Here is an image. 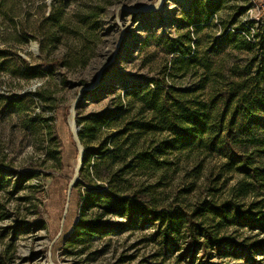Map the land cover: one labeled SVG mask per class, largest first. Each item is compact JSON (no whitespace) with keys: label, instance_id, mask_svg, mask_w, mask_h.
<instances>
[{"label":"rangeland","instance_id":"rangeland-1","mask_svg":"<svg viewBox=\"0 0 264 264\" xmlns=\"http://www.w3.org/2000/svg\"><path fill=\"white\" fill-rule=\"evenodd\" d=\"M195 2L0 0V105L17 101L0 115V167L7 170L0 171V264H198L201 250L191 261L180 257L186 224L165 248L150 217L179 210L226 240L212 251L215 261L253 264L229 240L247 244L264 234L205 209L207 201L232 202L254 220L264 212V173L252 187L223 154L202 144L171 145L177 135L148 107L150 98L170 92L201 114L255 63L250 33L262 26L249 21L263 15L264 0H226L199 23ZM180 37L192 45L189 54L173 52L171 40ZM135 84L142 93L127 95ZM253 165L263 169L264 154ZM17 171L29 177L21 180ZM245 185L249 191L241 192ZM99 190L145 211L131 222L127 212L99 207L96 196L88 203ZM80 213L119 225L72 241Z\"/></svg>","mask_w":264,"mask_h":264},{"label":"trees","instance_id":"trees-1","mask_svg":"<svg viewBox=\"0 0 264 264\" xmlns=\"http://www.w3.org/2000/svg\"><path fill=\"white\" fill-rule=\"evenodd\" d=\"M224 3H226V0H197L195 2V5H197L195 15L197 16L194 18L193 23L209 19V16L218 13L223 8ZM204 4L206 5L203 6ZM250 22L261 23L260 26H262V32H259L260 29H258V33H255L256 30H253L254 33H250L257 49L253 59L255 63L247 68L242 78L231 82L226 91H222L219 95L213 97L211 105L205 104L203 108L199 109H205L204 112L200 114L193 106L183 104L178 96L170 92L163 99H161V96L150 98L148 107L151 109L157 108L160 115H162L161 123L177 135L178 138L171 145L174 146L176 143V146L181 144L183 146L199 147V144H202L200 146L217 151L227 157L230 164L237 165L242 173L253 179L248 185L255 187L261 185L258 181L260 175L264 173V168H255L253 165L254 156L264 154V16L252 19ZM246 24L248 26V23ZM180 25L184 26L185 22ZM248 31L250 32L249 29ZM190 37L189 34L188 38ZM170 44L173 46V52L179 51L183 55L192 52V45L185 46L183 37L171 40ZM2 53L0 50V55ZM54 63L57 64L58 61L55 60ZM137 86V84L130 86L132 89L126 87L127 95H140L142 89L137 88ZM172 100L175 104L172 103ZM174 105L178 107L173 109ZM16 107L17 101L15 99L5 98L0 105V115L5 116ZM80 137L83 139L84 133H81ZM250 145H253L252 150H249ZM60 162L63 169V156ZM0 171L7 170L0 167ZM15 173L21 180L29 177V174L24 172L17 171ZM240 191L245 192L249 189L245 185L241 186ZM92 193L88 196V203L91 201L90 196H96L98 201L101 202L99 207L111 213L127 212L131 222L135 220L136 214H142L145 211L137 203L130 204L129 197H110L111 194L104 193L103 190ZM103 196H107V200H103ZM83 202L84 198L81 194V207ZM206 206L205 211H211L224 220L231 219L232 223L238 225H249L251 229L260 231L258 235L264 234V212L253 214L256 216L253 220L238 210L232 202L218 206L211 201H207ZM181 211H175L174 213L171 211H154L150 214L154 221L159 222L157 236L161 235L163 246L166 248L168 244L175 243L173 232L176 231L177 225L184 223L186 224V245L180 252L181 259L187 261L196 259L201 250L202 254L198 264H222L212 258V251L214 249L215 251H221V245L226 240H223V237L220 238L210 227L195 222L190 214L184 211L180 213ZM180 217L181 221L179 220ZM118 225L119 222H104L98 219L86 221L80 213L69 236L72 241H76L82 235L96 236L108 229H115ZM229 243L234 245L232 251L235 254L244 253L248 255L253 264H264V239L251 243L247 242V244L235 243L231 240H229ZM255 253H257L256 258L254 257Z\"/></svg>","mask_w":264,"mask_h":264},{"label":"water","instance_id":"water-1","mask_svg":"<svg viewBox=\"0 0 264 264\" xmlns=\"http://www.w3.org/2000/svg\"><path fill=\"white\" fill-rule=\"evenodd\" d=\"M77 102H78V101H77ZM77 102H76L75 105L73 106L74 108H75V106L77 105ZM78 130H79V127L77 126V128H76L74 134H75V139H76V141H77V143H78V147H79V149H80V160L82 161V159H83V152H84V149H83V146H82V144H81V141H80V138H79V135H78ZM80 167H81V162L79 163V166H78V168H77V171H79ZM74 184H75V181L72 182V184H71L72 187H73Z\"/></svg>","mask_w":264,"mask_h":264},{"label":"bare ground","instance_id":"bare-ground-1","mask_svg":"<svg viewBox=\"0 0 264 264\" xmlns=\"http://www.w3.org/2000/svg\"><path fill=\"white\" fill-rule=\"evenodd\" d=\"M33 48L36 49V45L35 44L33 45Z\"/></svg>","mask_w":264,"mask_h":264},{"label":"built area","instance_id":"built-area-1","mask_svg":"<svg viewBox=\"0 0 264 264\" xmlns=\"http://www.w3.org/2000/svg\"><path fill=\"white\" fill-rule=\"evenodd\" d=\"M262 13H263V15H262V16H264V11H263ZM262 16H260V17H262Z\"/></svg>","mask_w":264,"mask_h":264}]
</instances>
